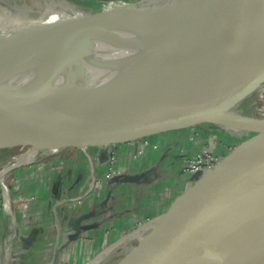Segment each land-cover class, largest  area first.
<instances>
[{
    "label": "water",
    "instance_id": "95a60500",
    "mask_svg": "<svg viewBox=\"0 0 264 264\" xmlns=\"http://www.w3.org/2000/svg\"><path fill=\"white\" fill-rule=\"evenodd\" d=\"M175 1L167 0L165 4ZM115 16L114 12H100L74 23L85 21L88 25L103 21L108 24L107 21ZM78 28L67 23L52 26L44 30L42 43L50 44L62 37L77 39L74 36L91 30ZM192 29L194 35L188 45L191 56L181 63L168 62L163 66L167 70L165 76H175L174 72L194 70L197 64L215 61L224 49L227 51L231 37L234 34L238 38L243 36L244 30L264 54V0H203ZM57 74L56 68L49 71L52 77ZM262 84L264 62L241 81L237 77H227L194 86L162 85L155 76H140L138 80L113 88L63 96L53 95L52 81L28 89L0 85V122L80 126V133L65 142L64 148L128 143L194 124H217L229 130L253 131V127L264 126V121L246 120L231 111ZM196 92L202 95L201 99L183 105L187 99L184 97ZM20 139L16 135L0 136V148ZM257 141L258 145L247 160L242 162L240 155L234 156L233 165L241 170L232 182L224 184L229 172L222 179L211 175L203 178L196 188L198 196L188 193L159 219V236L143 238L141 243L154 253V259L165 256L154 264H216L206 256L216 253L220 242L237 262L264 264V136L239 148L246 152ZM40 144L30 141L20 148ZM111 182L127 183L129 178L116 177ZM221 188L223 192L209 200V190L217 192ZM171 220L176 229L170 233L167 224ZM180 226L184 230L178 233Z\"/></svg>",
    "mask_w": 264,
    "mask_h": 264
},
{
    "label": "rangeland",
    "instance_id": "374dc122",
    "mask_svg": "<svg viewBox=\"0 0 264 264\" xmlns=\"http://www.w3.org/2000/svg\"><path fill=\"white\" fill-rule=\"evenodd\" d=\"M45 1L48 3L49 9H72L79 15L87 17L95 13L105 12L104 9L115 4H133L145 0ZM159 1L161 3L159 2L158 4L160 5L156 7H165L167 5L165 4L167 0ZM189 1L176 0L167 5V7L187 5ZM38 3L37 0H0V5H7L6 8H15L18 12L17 14L23 15V17L29 16V18H35L34 16L39 11V16L45 14V11L41 9L42 7ZM192 4L190 3L189 5ZM231 112L253 122L264 121V84L239 102ZM253 129V131H235L226 129L221 125L206 123L172 130L176 132L187 131L189 133L188 141L190 143L198 141L196 143L197 147L187 153L179 141L175 145L170 144L171 147L169 149L174 150L173 158L167 156L166 158L158 157L155 159L153 165L161 169V173L155 177H152L151 172V174L149 172L133 173L128 172L127 168L119 167L115 149L118 144H110L104 147L89 145L84 147H66L56 154L38 158L29 165L13 169H11V165L14 164V158L28 148L0 150V172L3 171V174L1 173L0 175V183L8 189L11 210L15 211V216H17V218L15 217L17 228L19 227V229L26 231H37L40 230L38 219L41 207L39 204L34 206L35 203L30 206V203L39 201L40 197H36L30 191H26L29 194L24 196L23 193L15 189L16 187L18 188L17 185L21 181L15 171H24L22 172L24 180L33 184L40 183L41 176L44 179L47 195L45 194L43 197L48 201L49 215L48 221L43 223L48 229L43 234L44 236L40 243L44 246L43 261L48 264H90L92 261H94L93 264H149L150 260H154L152 263L154 264L165 256L154 259V253L149 251L141 241L133 239L125 242V239L134 232L140 233L142 239L159 236L161 227L159 219L188 193H191L192 196H198L196 188L203 178L211 175L210 177L217 176L222 179L224 174L229 172L230 175L225 179L224 184L232 182L238 171L241 170L238 165L236 167L233 165L234 156L240 155L242 162L247 160L258 145V141L255 142L256 144L254 143L251 150L246 152H241L239 147L250 140L254 141L258 137L264 136V126L253 127ZM131 143L130 167L140 161L149 150L158 148L159 152L162 153V147L164 149L163 145L158 147L148 137ZM65 149H74L82 155L87 153L90 156L97 186L91 187V167L85 155L87 175L81 181L76 180L75 177L80 173V170L78 167H71V165L76 164L77 159H75L74 155L65 153ZM97 149H105L103 152L106 156L105 166L108 165L109 157L107 155L109 151L114 152L117 160L114 166L122 174L120 177L129 178V182L126 184L130 185L131 188H128L126 192L118 195L113 188H110L105 194L102 192L104 183L109 186L110 184L117 186L121 182L104 181V174L108 167L105 168L102 178L96 175L95 164L97 162L96 158L99 157V153L96 154ZM92 151H94V154ZM30 167H32L30 170L27 169ZM226 167L227 170L224 171ZM66 178L70 179L71 185H73L75 180L78 182L75 185H78L76 187L74 185V188L72 186L63 192L59 187L62 184V180ZM223 189L221 188L217 192L213 189L209 190V200L215 199L218 194L223 192ZM33 192L35 193L36 191L33 190ZM5 197H7L6 192ZM1 199L0 196V205ZM110 199L111 202L108 205L109 213L106 215L102 210L103 206L100 205ZM81 203L85 204L81 205ZM6 205L7 208L10 207L7 199ZM173 222L171 220L167 224V232L171 233L176 229ZM10 225L12 229L13 224ZM183 230V227L180 226L178 233ZM28 238L30 239V237ZM37 243L29 241L27 245H22V247L30 249ZM22 253L9 252L8 261L18 264L23 260ZM29 260L31 259L27 255L24 261L27 262Z\"/></svg>",
    "mask_w": 264,
    "mask_h": 264
},
{
    "label": "bare ground",
    "instance_id": "6f19581e",
    "mask_svg": "<svg viewBox=\"0 0 264 264\" xmlns=\"http://www.w3.org/2000/svg\"><path fill=\"white\" fill-rule=\"evenodd\" d=\"M38 2L45 14L39 16V11L35 18L20 16L15 8L0 5V85L28 89L52 81L53 95L63 96L113 88L138 80L140 76H155L162 85L194 86L227 77H237L241 81L264 62V54L243 29L244 35L238 38L234 34L227 51L224 49L215 61L197 64L194 70L174 72L175 76H165L167 70L163 66L168 62L181 63L191 56L188 45L194 35L192 22L203 0H190L189 4H194L178 7H156L160 5L159 0L115 4L104 9L117 15L107 21L108 24L97 21L88 25L85 21L76 25L74 22L84 16L72 9H49L45 0ZM62 23L91 30L74 36L77 39L62 37L51 45H44L45 40L41 39L44 30ZM236 43L238 45H234ZM51 68L58 69L56 76L49 75ZM201 97L199 92L185 96L183 105L197 103ZM80 128L51 123L0 122V136L21 137L0 150L20 148L30 141L41 143L38 147H27L11 165L12 168L26 166L38 158L60 152L65 142L80 133ZM133 239L143 241L140 233L134 232L125 242ZM227 252L220 242L216 253L206 258L216 264H241Z\"/></svg>",
    "mask_w": 264,
    "mask_h": 264
},
{
    "label": "crops",
    "instance_id": "0c3cea01",
    "mask_svg": "<svg viewBox=\"0 0 264 264\" xmlns=\"http://www.w3.org/2000/svg\"><path fill=\"white\" fill-rule=\"evenodd\" d=\"M10 1H15V0H10ZM40 1V0H37ZM39 4V3H38ZM188 135L189 133L187 131H181V132H176V131H172V132H166V133H161V134H156L153 136L148 137L150 139V141H152L154 144H157L158 147L159 145H163L164 149L162 147V153L159 152L158 148L156 150H149L144 156L143 158L140 159V161H138L137 163L134 164L133 167L131 166V155H132V146H131V142L130 143H123V144H118L115 146V149L117 151V159H118V166L122 167V168H127L128 172H151L152 173V177L157 176L159 173H161V169L156 167L155 165H153V162L155 161V159H157L158 157H169V158H173L172 154L174 153V150H170L169 148L171 147L170 144L175 145L178 141L182 144V148L187 151H192L193 149H196V143L198 141H195L193 143H190L188 141ZM173 149V148H172ZM191 149V150H190ZM65 153L67 154H72L74 155L75 159H77L76 164L71 165V167H78V169L80 170V173L77 174L76 180L81 181L82 179H84L87 175V170H86V161H85V157L84 155H82L79 151H76L74 149H65ZM105 149H97L96 154L99 153V157L96 158V166H95V173L97 176H99L100 178H102V175L105 171V160H106V156L103 153ZM92 153L94 154V151H92ZM166 168V166H164ZM27 168V169H31ZM164 168V169H165ZM167 170V169H165ZM24 171L21 170H17L15 171V174L18 176V178L21 180L19 182L18 188L16 187L15 189H17L18 191H20L21 193H23L24 196L28 195L29 192L26 191H30V193H33L36 197H40L39 201L36 202H32L30 203V206L33 205L37 206V204L40 205L41 207V212H40V217H39V226H40V230L37 231H26V230H22L19 229V227L17 228L16 224H15V220L17 218V216H15V211L11 210L10 208V213L7 212H3L0 211V264H16L13 263L12 261H8V257H9V252H23L22 256H23V260L20 261L18 264H48L46 261H43V244L40 243L41 239L43 238V234L45 233L46 229H48L46 226L43 225V223L48 221V201L45 199V197H43V195H47V192H45V183H44V179L41 176V181L40 183H32V182H28L26 180H24L23 177V173ZM150 173V174H151ZM76 175V174H75ZM73 181V185H71L72 182H70L69 178H66L64 180H62V184L59 187L61 190L66 191L67 189H70L72 186L74 188L75 183H78L77 181ZM71 185V186H70ZM78 184L75 185V187ZM112 185V186H111ZM109 185L104 183L103 186V193H107V191L110 188H113V190H116V192L119 194H122L123 192H126L128 188H131L130 185H127L126 183H121L120 185L117 186H113V184ZM36 191L35 193L33 192ZM32 191V192H31ZM115 192V193H116ZM109 202H111V199L107 202L102 203L100 206H103V211L104 214L107 215V213H109L108 210V205ZM85 203H81V205H84ZM96 205V203H95ZM45 208H44V207ZM44 208V211H43ZM16 217V218H15ZM13 224V230L11 229V225ZM47 232V231H46ZM30 237V239L28 238ZM17 238V239H15ZM31 241V243H35L38 242L37 244L33 245L31 247V245H29L31 248L30 249H26V247H22V245H27V243ZM42 242V241H41ZM83 250V249H82ZM27 255H29V261H24L27 258ZM11 256V255H10ZM19 256H21V254H19ZM33 256V257H32ZM20 259V258H18ZM28 260V259H27ZM35 260V261H34Z\"/></svg>",
    "mask_w": 264,
    "mask_h": 264
},
{
    "label": "built area",
    "instance_id": "2783aa9c",
    "mask_svg": "<svg viewBox=\"0 0 264 264\" xmlns=\"http://www.w3.org/2000/svg\"><path fill=\"white\" fill-rule=\"evenodd\" d=\"M84 155L87 158L89 166L91 167V177L90 178H91V187H92V186L96 185V182H97L95 180L94 169H93V166H92V160H91L90 156L87 153H84ZM107 157H109V161H108V165L106 166L108 168H107L106 173L104 174V181L105 182H111L113 178L120 177L122 174L118 171L116 166H114V163L117 161L116 160V156L114 155V152L113 151H109V154L107 155ZM0 184H1L0 185V196L2 198L1 199L2 202H1V205H0L1 211L10 213L11 202H10V198H9L8 189L2 183H0ZM5 192H6V196L7 197H5ZM6 199H7V202H9V204H10L9 208L6 207L7 206L6 205Z\"/></svg>",
    "mask_w": 264,
    "mask_h": 264
}]
</instances>
